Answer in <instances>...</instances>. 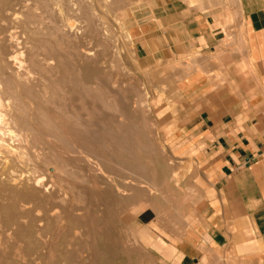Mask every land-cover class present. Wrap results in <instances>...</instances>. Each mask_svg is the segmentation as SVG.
<instances>
[{
  "label": "rangeland",
  "instance_id": "rangeland-1",
  "mask_svg": "<svg viewBox=\"0 0 264 264\" xmlns=\"http://www.w3.org/2000/svg\"><path fill=\"white\" fill-rule=\"evenodd\" d=\"M10 1L13 7L17 4L16 9L12 8L13 14ZM76 1L0 0V12L7 13L6 16L3 12L0 14V83L4 77L2 72H9L7 77L16 78L15 81L25 77L35 95L33 99H36L30 102L29 125L18 129L19 133L22 131L20 137L11 140V136L1 135L6 139L1 147L3 151L9 145L18 150L13 151L6 164L3 152L0 153V200L4 203L2 206L0 202V264H115L118 247L132 244V221L142 209L153 208L156 218L162 222L187 220L194 216L209 190L201 164L196 160L194 138L185 128L193 112L180 87L196 68L194 60L198 56L181 55L148 62L137 50L142 19L150 16L155 19L156 8L167 0H83L93 5L97 15L95 29L90 33L80 29L79 15L67 12L66 7L73 6ZM186 2L191 5L197 0ZM234 4V0H225L227 23L235 20ZM67 17L76 20L73 22L74 44L77 50L80 49L74 61L69 63L70 71L56 67L55 61L52 66L48 65L43 49L39 51L43 70L37 69L30 56L38 43L47 39L48 24H61ZM11 33L18 47L7 39ZM231 41L232 35L227 32L220 48H227ZM4 42L7 47L3 46ZM12 49H18L16 60L23 64L22 67L16 60L12 64L7 62ZM81 50L89 53L88 56ZM54 66L53 72H49ZM90 66L99 69L98 77L91 79L94 82L85 79L82 73V68ZM1 84L0 92L4 88L3 82ZM2 92L1 98L4 97ZM44 95L49 99L46 98L48 103ZM33 104L38 107L34 108ZM107 129L112 134L109 139L105 138ZM85 135L87 138L91 135L96 139L99 137L96 142L100 146L88 153L95 161H104L107 173H101L95 165L85 162V150H88L79 141V136ZM124 135L133 140L127 138L124 141ZM16 215L22 219L18 217V221H14ZM44 216L46 220H43ZM74 216L78 218L75 220ZM165 228L173 230L172 226ZM238 250V247L208 248L197 264H264V244L251 251Z\"/></svg>",
  "mask_w": 264,
  "mask_h": 264
},
{
  "label": "crops",
  "instance_id": "crops-1",
  "mask_svg": "<svg viewBox=\"0 0 264 264\" xmlns=\"http://www.w3.org/2000/svg\"><path fill=\"white\" fill-rule=\"evenodd\" d=\"M234 1V22L225 0H167L140 23L137 50L148 62L198 56L180 87L209 190L187 220L142 209L115 264H197L208 248L264 244V0Z\"/></svg>",
  "mask_w": 264,
  "mask_h": 264
},
{
  "label": "bare ground",
  "instance_id": "bare-ground-1",
  "mask_svg": "<svg viewBox=\"0 0 264 264\" xmlns=\"http://www.w3.org/2000/svg\"><path fill=\"white\" fill-rule=\"evenodd\" d=\"M3 1V0H2ZM6 1V0H5ZM52 1H54V0H52ZM61 1V0H60ZM73 1V0H72ZM92 1V0H91ZM96 1V0H95ZM112 1V0H111ZM122 1V0H121ZM56 2V1H55ZM70 2V1H69ZM94 2V1H93ZM6 3V2H5ZM10 3H11V1H10ZM10 3H8L7 2V4H10ZM41 3V2H40ZM47 3V2H46ZM73 3V2H72ZM71 3V4H72ZM70 4V3H69ZM6 5V4H5ZM11 5H12V3H11ZM15 5H17V4H15ZM14 5V7H13V5H12V7H11V10H12V14H13V9L12 8H15L16 6ZM37 5V4H36ZM42 5L43 4H41V7H42ZM58 5H59V3H58ZM62 5V4H61ZM73 6H69V7H66L68 10H67V12L69 11H71V12H74V13H76L77 15H79L80 16V19L82 20V22H81V26H80V29H83V31L84 32H88V33H90V32H92L94 29H95V27H94V23L96 22L95 20H96V18H97V15L94 13V10H93V5L92 4H88V3H85L83 0H77L76 1V3L75 4H72ZM9 5H7V7H8ZM96 6V5H95ZM3 7H5V6H3ZM3 7H2V10H3ZM53 7V6H52ZM106 7V6H105ZM27 8V7H26ZM47 8V7H46ZM45 8V9H46ZM54 8V7H53ZM62 8V7H61ZM97 8V7H96ZM5 9V8H4ZM16 9V8H15ZM35 9V8H34ZM51 9V8H50ZM58 9V8H57ZM62 9H64V8H62ZM7 10V9H6ZM6 10H4V11H6ZM9 10H10V8H9ZM9 10H8V12H9ZM22 10V9H21ZM38 10V9H37ZM44 10V9H43ZM60 10V9H59ZM29 11H30V9H29ZM32 11V10H31ZM30 11V12H31ZM40 11V10H39ZM65 11V10H64ZM1 12H3V11H1ZM0 12V14H3V13H1ZM11 12V11H10ZM37 12V11H36ZM53 12H54V9H53ZM60 12V11H59ZM62 12V11H61ZM60 12V13H61ZM22 13V12H21ZM32 13V12H31ZM39 13V12H38ZM44 13V12H43ZM99 13H101V12H99ZM5 14H7L6 12L4 13V16H6ZM11 14V13H10ZM9 14V15H10ZM36 14V13H35ZM62 14V13H61ZM64 14V13H63ZM63 14H62V17H64L63 16ZM67 14V13H66ZM65 14V15H66ZM70 14V13H69ZM75 14V15H76ZM27 15V14H26ZM30 16H31V14H29ZM28 15V18H31L30 16ZM37 15V14H36ZM51 15H53V13L51 14ZM99 15H101V14H99ZM14 16H16V18L18 17V15L17 14H14ZM38 16H39V14H38ZM70 16H71V14H70ZM1 17H2V15H1ZM9 17H13L12 15H10ZM8 17V18H9ZM19 17H23V15L22 16H19ZM43 17V16H42ZM72 17H73V15H72ZM76 17H78V16H76ZM15 18V17H14ZM27 18V19H28ZM32 18H34V16L32 17ZM36 19H39V18H37V17H35ZM6 19V18H5ZM19 19V18H18ZM55 19V18H54ZM78 19H79V17H78ZM77 19V20H78ZM13 20V19H12ZM17 20V19H16ZM47 20H48V18H47ZM75 20V19H74ZM74 20L72 21L71 20V17H70V19H69V17H67V18H63V22L60 24H57V23H54L53 21V24H48V26H47V32H45L46 33V36H47V39H45L44 41H42V42H40V43H38V45L36 46V50L34 51V49L32 50V49H30V50H32V51H34V53L32 54V56H30L31 57V60L30 61H32V63L35 65V67H37V69L40 67V63H39V51H40V49H43L44 50V52L47 54L46 55V61H48V65H50V66H52L51 64L55 61V62H57V65H56V67H62V70H65V71H70V68L72 67L69 63L72 61H74V59H75V57L79 54V51L78 50H80V49H78L77 50V45H75L74 44V40L76 39V38H74L75 36H74V34H73V32H74V30H75V24L73 23L74 22ZM29 21H30V19H29ZM29 21H28V23H29ZM32 21V20H31ZM50 21V20H49ZM5 22V21H4ZM42 22V21H41ZM40 22V23H41ZM75 22H76V20H75ZM98 22V21H97ZM34 23V22H33ZM32 23V24H33ZM80 24V23H79ZM10 25V24H9ZM41 25H43V24H41ZM43 27V26H42ZM102 28H103V26H101ZM7 28H9V27H7ZM7 28H5V30L7 29ZM14 28V27H13ZM12 29V28H11ZM11 29H8V30H11ZM16 29V28H15ZM21 29H22V27H21ZM3 30V29H2ZM2 30H1V32H2ZM14 30V29H13ZM25 30H26V28H25ZM40 30V29H39ZM21 31V30H20ZM19 31V32H20ZM43 31V30H42ZM44 31H45V29H44ZM17 32V31H16ZM24 31H21V33H23ZM37 32V31H36ZM81 32V31H80ZM127 32V31H126ZM9 33H10V31H9ZM35 33V32H34ZM1 34V33H0ZM26 34V33H25ZM28 34V33H27ZM40 34V33H39ZM78 34H80L79 32H78ZM83 34V33H82ZM7 35V34H6ZM5 35V36H6ZM20 33H19V39L21 38L20 37ZM40 35H42V34H40ZM75 35H76V33H75ZM4 36V37H5ZM9 36V38L7 37V39H9L12 43H14V47L15 46H17V44H16V42H15V40L13 39V37H14V34L13 33H11L10 35H8ZM17 37L16 38H18V35H16ZM5 37V38H6ZM24 37H25V35H24ZM28 37H29V35H28ZM93 37V36H92ZM1 38V37H0ZM15 38V39H16ZM6 39V40H7ZM18 39V40H19ZM29 39V38H28ZM78 39V38H77ZM88 39V38H87ZM1 40H2V38H1ZM4 41H6L5 39H3ZM21 40V39H20ZM43 40V39H42ZM79 40V39H78ZM87 41V40H86ZM89 41V40H88ZM91 41V40H90ZM93 41V40H92ZM91 41V42H92ZM2 42V41H1ZM27 42V41H26ZM76 42V41H75ZM5 43V42H4ZM3 43V44H4ZM8 43V42H7ZM12 43H10V45L12 44ZM19 43V42H18ZM22 43H23V41H22ZM28 43V42H27ZM87 43V42H86ZM93 43V42H92ZM2 44V45H3ZM21 44V43H20ZM6 45V43L3 45V46H5ZM19 45V44H18ZM88 45V44H87ZM91 45V44H90ZM26 46H27V44H26ZM26 46H24V47H26ZM29 46H30V43H29ZM93 46V45H92ZM6 47H7V45H6ZM18 47V46H17ZM33 47V46H32ZM13 48V47H12ZM99 48V47H98ZM96 49V48H95ZM99 49H101V48H99ZM116 49V48H115ZM4 50V49H3ZM13 50V49H12ZM16 50H18V49H16ZM16 50H13L12 52H11V54L8 56V58H7V62L9 63V64H12V62H14L16 59H17V55H16ZM104 50V49H103ZM31 51V52H32ZM88 51V50H87ZM94 51V50H93ZM98 51V50H97ZM5 52H6V50H5ZM18 52H20V51H18ZM89 52V51H88ZM81 53H84V55L85 56H88V54L87 53H85V51H82L81 50ZM103 53V52H102ZM101 53V54H102ZM106 53V52H105ZM108 53V52H107ZM22 55H23V53H21ZM93 54V53H92ZM28 56H29V54H27ZM105 56H106V54H105ZM20 57V56H19ZM0 58H1V55H0ZM106 58V57H105ZM25 59V58H24ZM28 59V58H27ZM30 59V58H29ZM42 59H43V57H42ZM81 60V59H80ZM107 60V59H106ZM26 61V60H25ZM83 61V60H82ZM41 62H43V61H41ZM16 63H18V65H19V67H22L23 66V64L19 61H17L16 60ZM27 63V65H28V62H26ZM31 63V62H30ZM79 63V62H78ZM105 63V62H104ZM26 64L24 65V66H27ZM33 65V66H34ZM81 65V64H80ZM86 65V64H85ZM97 65V64H96ZM102 65V64H101ZM104 65V64H103ZM30 66H32L31 64H30ZM33 66H32V68H33ZM46 66V65H45ZM106 66V65H105ZM16 67V66H15ZM41 68V67H40ZM46 68H48V67H46ZM50 68V67H49ZM54 68H55V66L54 67H52V68H50V71L49 72H53V70H54ZM74 68H76V67H74ZM82 68V67H81ZM100 68V67H99ZM14 69V68H13ZM42 69V68H41ZM83 70H82V73H83V75H84V77H85V79H89V80H91V79H93V78H97L98 77V75H99V69L98 68H96V66H90V67H86V68H82ZM5 71H8L7 69H4ZM9 70H10V68H9ZM15 70V69H14ZM26 70H28V69H26ZM43 70V69H42ZM11 71V70H10ZM81 71V70H80ZM104 71H106V70H104ZM45 72V71H44ZM47 73H48V71H46ZM55 72V71H54ZM7 74H10L9 72H6ZM6 73H4V72H2L1 73V75L2 76H4V77H2V82H3V85H4V88H3V94H4V97H2L1 98V96H0V153L1 152H3V154L4 155H2V158H3V162H4V164H6L9 160H10V156L11 155H13V151H17L18 150V148H14L13 146H10L9 144V146H8V148L5 150V151H3L2 150V148L1 147H3L2 146V144L6 141V139H4L3 137H4V134L5 135H7L8 136V138H9V136H11V140H14L13 138L14 137H20V134L22 133V131H21V133H19L20 132V130H18L19 128H24V127H27L28 125H29V121H30V119H31V116L30 115H32V114H30V107H31V105H30V102H31V100L33 99V98H35V95H34V93H33V90L31 89V87L28 85V83H30V82H28V83H26V78L24 77H22V78H20V77H18V81H15V79H13L12 80V78H9V77H7V74ZM11 73H13V72H11ZM15 73V72H14ZM29 73H32V72H30L29 71ZM46 73V74H47ZM80 73V72H79ZM103 73V72H102ZM111 73V72H110ZM109 73V74H110ZM42 74V73H41ZM20 75H22L21 73H20ZM10 76V75H9ZM14 76V75H13ZM15 76H16V74H15ZM52 76V74H50V77ZM55 76V75H54ZM54 76L52 77V79L54 78ZM76 76V75H75ZM11 77V76H10ZM48 77V76H47ZM20 78V79H19ZM39 78V77H38ZM55 79V78H54ZM57 79V78H56ZM17 80V79H16ZM32 80V79H31ZM34 80V79H33ZM47 80H49L50 81V79H47ZM77 80V79H76ZM42 81V80H41ZM44 81V80H43ZM75 81V80H74ZM92 81V80H91ZM1 82V83H2ZM32 82H34L35 83V81H32ZM45 82V81H44ZM58 82H60V81H58ZM92 82H94V81H92ZM102 82V81H101ZM0 83V84H1ZM54 83V82H53ZM56 83V82H55ZM74 83V82H73ZM76 83V82H75ZM115 83V82H114ZM36 84V83H35ZM72 84V83H71ZM45 85V84H44ZM49 85H51V84H49ZM75 85V84H74ZM79 85V84H78ZM77 85V86H78ZM1 87H2V84L0 85ZM55 86V85H54ZM92 86V85H91ZM106 86V85H105ZM56 87V86H55ZM58 87H59V85H58ZM98 87V86H97ZM107 87V86H106ZM109 87V86H108ZM33 88V87H32ZM36 88H38V87H36ZM35 88V89H36ZM51 88H53L52 86H51ZM68 88H69V86H68ZM71 88V87H70ZM69 88V89H70ZM79 88L81 89V90H83L84 91V87L82 86V85H79ZM89 88H90V86H89ZM93 89L95 88V87H92ZM101 88V87H100ZM1 89V88H0ZM34 89V88H33ZM47 89V88H46ZM54 89V88H53ZM97 89V88H96ZM41 90L42 91H39L41 94H42V92H43V89L41 88ZM71 90V89H70ZM69 90V91H70ZM75 90V89H74ZM109 90V89H108ZM44 91H46V90H44ZM55 91V90H54ZM61 91V90H60ZM64 91V90H63ZM0 92V93H1ZM37 92V91H36ZM47 92V91H46ZM45 92V93H46ZM49 92V91H48ZM38 93V92H37ZM39 93V94H40ZM64 93V92H63ZM49 95V94H48ZM50 95H51V93H50ZM49 95V96H50ZM53 95V94H52ZM54 96V95H53ZM40 97V96H39ZM42 97V96H41ZM102 97V96H101ZM43 98V97H42ZM46 96L44 95V99L46 100ZM50 98H53V97H50ZM48 99V98H47ZM33 100H36V99H33ZM39 100V99H38ZM49 100V99H48ZM48 100H46L47 101V103H48ZM51 100V99H50ZM66 102H67V100H66ZM70 102V101H69ZM32 103H33V101H32ZM35 104V103H34ZM34 104L32 105V106H34ZM45 104V103H44ZM49 105V104H48ZM53 105H55V103L53 102ZM97 105V104H96ZM109 105V104H108ZM36 106V105H35ZM35 106H34V108H35ZM79 106V105H78ZM36 107H38V106H36ZM56 107H57V105H56ZM106 107V106H105ZM33 108V107H32ZM42 108V107H41ZM126 108V107H125ZM127 108L129 109V107L127 106ZM60 109V108H59ZM125 110H127V109H125ZM44 111V110H43ZM42 111V112H43ZM57 111V110H56ZM87 111V110H86ZM38 112V111H37ZM60 112V111H59ZM128 113V112H127ZM66 116H70V115H66ZM68 117H66V118H68ZM71 117V116H70ZM122 117V116H121ZM120 117V118H121ZM105 118V117H104ZM72 119V118H71ZM36 123V122H35ZM113 123H115V122H113ZM124 125V124H123ZM129 125V124H128ZM131 125V124H130ZM107 126V125H106ZM113 126H114V124H113ZM132 126V125H131ZM27 129V128H26ZM84 129V128H83ZM116 129V128H115ZM28 131V130H27ZM84 131V130H83ZM115 131V130H114ZM116 132H119V131H116ZM133 133V132H132ZM143 133V132H142ZM59 134H61V133H59ZM86 134V133H85ZM3 137H2V136ZM90 136V135H89ZM129 136V135H128ZM128 136H127V138H128ZM13 137V138H12ZM24 137V136H23ZM56 137V136H55ZM112 137V134L110 133V131H109V129H107V131H106V133H105V138H107V139H109V138H111ZM123 137V136H122ZM54 138V137H53ZM126 136L124 135V137H123V139H124V141H126ZM16 139V138H15ZM21 139V138H20ZM97 139H99V137L97 138ZM97 139H96V136L95 135H91L89 138H87L86 137V135L85 136H79V141H80V144H81V146L83 147V148H85V149H87L88 151H86L85 150V153L87 154L86 156H85V162L86 163H88L89 165H95L96 167H97V169L102 173H107V171L105 170V167H104V165H103V162L104 161H102V159L101 160H99L100 162H98V161H95L94 159H93V157H91L90 155H89V153L88 152H90V149H97V146H100V144L98 145L97 144ZM129 139V138H128ZM131 140H133L132 138H130ZM129 139V140H130ZM22 140H24V139H22ZM25 141V140H24ZM64 141V140H63ZM123 141V140H122ZM128 141V140H127ZM10 142V141H9ZM21 142V141H20ZM19 142V144H21ZM99 142V141H98ZM13 143V142H12ZM11 143V144H12ZM68 143V142H67ZM103 143V142H102ZM124 143V142H123ZM127 143V142H126ZM126 143H125V147H127V145H126ZM142 143V142H141ZM65 144V143H64ZM136 144V143H135ZM67 145V144H66ZM134 145V144H133ZM6 146V145H5ZM5 149V148H4ZM21 149V148H20ZM102 149V148H101ZM22 150H23V148H22ZM127 150V149H126ZM14 152V153H15ZM25 152V151H24ZM92 152V151H91ZM90 152V153H91ZM96 152V151H95ZM94 152V153H95ZM84 153V154H85ZM133 154V153H132ZM1 155V154H0ZM26 155V154H25ZM92 155H93V153H92ZM95 155V154H94ZM101 155V154H100ZM107 155V154H106ZM127 155V154H126ZM19 156V155H18ZM21 156V155H20ZM24 156V155H23ZM25 157V156H24ZM100 157V156H99ZM118 157V156H117ZM120 158V157H119ZM123 158V157H122ZM130 158V157H129ZM138 158V157H137ZM25 161V160H24ZM123 161V160H122ZM23 162V161H22ZM127 162H131V161H127ZM138 162V161H137ZM111 165V164H110ZM127 165V164H126ZM141 165V164H140ZM4 166H6V165H4ZM32 166H34V165H32ZM139 166V165H138ZM68 167V166H67ZM109 167V166H108ZM107 167V168H108ZM130 167V166H129ZM1 168V167H0ZM15 169V168H14ZM49 169V168H48ZM6 170H7V168H6ZM31 170H33V169H31ZM57 171H58V169H56ZM73 170V169H72ZM138 170V169H137ZM136 170V171H137ZM13 171V170H12ZM30 171V170H29ZM28 170H27V172H29ZM111 171V170H110ZM13 172H15V171H13ZM12 172V173H13ZM17 172V171H16ZM32 172V171H31ZM40 172V171H39ZM7 173H10V172H8L7 171ZM12 173H10V174H12ZM34 173V172H33ZM37 173H38V170H37ZM37 173H36V175H37ZM61 173V172H60ZM139 173V172H138ZM15 174V173H14ZM32 174V173H31ZM39 174V173H38ZM111 174V173H110ZM134 174V173H133ZM27 175V174H26ZM28 175H30V174H28ZM130 175V174H129ZM5 176V175H4ZM3 176V177H4ZM9 176V175H8ZM11 176V175H10ZM21 178V177H20ZM34 178V177H33ZM40 178V177H39ZM42 178V177H41ZM43 178H44V176H43ZM42 178V179H43ZM104 178V177H103ZM4 179H6V177L4 178ZM9 179H11V178H9ZM17 179V178H16ZM15 179V180H16ZM35 179V178H34ZM13 180V179H12ZM22 180V179H21ZM10 181V180H9ZM19 180L17 179V182H18ZM37 181H38V179H37ZM123 181V180H122ZM12 182V181H11ZM141 182V181H140ZM6 183H7V180H6ZM13 183V182H12ZM37 183V182H36ZM44 184V183H43ZM141 184V183H140ZM139 186V185H138ZM54 187V186H53ZM142 188V187H141ZM23 191V190H22ZM88 192H89V190H87ZM90 192H92V191H90ZM10 193V192H9ZM79 193V192H78ZM5 194V193H4ZM81 194V193H80ZM8 195V194H7ZM3 196V195H2ZM2 196H1V198H2ZM7 197H9V195L7 196ZM12 197V196H11ZM66 197V196H65ZM68 197V196H67ZM92 197V196H91ZM16 198V197H15ZM98 199V198H97ZM2 200H4V201H6L5 200V198H3ZM13 201L15 200V199H12ZM22 200V199H21ZM23 200H25L24 198H23ZM40 200V199H39ZM56 200V199H55ZM101 200V199H100ZM108 200V199H107ZM30 201H31V199H30ZM37 201V200H36ZM0 202H1V200H0ZM2 203V202H1ZM18 203V202H17ZM38 203V202H37ZM36 203V204H37ZM40 203V202H39ZM107 203H108V201H107ZM3 204L4 203H2V206H3ZM9 204H11V203H9ZM8 204L6 203V206H7ZM39 205H41V204H39ZM44 205H45V203H44ZM109 205V204H108ZM107 205V206H108ZM0 206H1V204H0ZM17 206V205H16ZM21 206V205H20ZM59 206V205H58ZM10 207H12V206H10ZM22 207H24V206H22ZM37 207V206H36ZM41 207V206H40ZM51 207V206H50ZM56 207H57V205H56ZM1 208V207H0ZM15 208V207H14ZM43 208V207H42ZM45 208H46V206H45ZM61 208V207H60ZM5 209V208H4ZM12 209V208H11ZM53 209H54V207H53ZM8 210V209H7ZM31 210V209H30ZM109 210V209H108ZM16 211V210H15ZM32 211V210H31ZM41 211V210H40ZM39 211V212H40ZM48 211V210H47ZM26 212H28V211H26ZM30 212V211H29ZM50 212V211H49ZM57 212V211H56ZM109 212V211H108ZM19 214H20V212H18ZM4 214V213H3ZM9 214V212L7 211V213H6V215H7V217L8 216H10V214ZM43 215H44V213H43ZM25 216V215H24ZM23 216V217H24ZM13 217H14V215H13ZM16 217H17V215H16ZM16 217H15V219H13L14 221H18V219L20 218V215L17 217V220H16ZM71 217V216H70ZM24 218H26V219H28L27 217H24ZM44 218H45V216H44ZM78 218V217H77ZM77 218H75V216H74V219L76 220ZM9 219V218H8ZM20 219H22V217L20 218ZM31 219V218H30ZM33 219H34V217H33ZM36 219H38V218H36ZM24 220V219H23ZM39 220V219H38ZM43 220H46V218L45 219H43ZM72 220V219H71ZM13 221V222H14ZM19 221H21V220H19ZM25 221V220H24ZM27 221V220H26ZM30 221V220H29ZM16 222L14 223V224H16ZM36 222V221H35ZM20 223V222H19ZM31 223H32V221H31ZM30 225V224H29ZM29 225H27L28 226V230L30 229V227H29ZM26 226V227H27ZM24 227V226H23ZM25 227V228H26ZM24 230V229H23ZM31 230V229H30ZM26 232H27V230H25ZM12 232V231H11ZM29 232V231H28ZM29 234H31L30 232H29ZM29 234H27V235H29ZM12 240V239H11ZM244 262V261H243ZM231 263V262H230ZM246 263V262H245Z\"/></svg>",
  "mask_w": 264,
  "mask_h": 264
}]
</instances>
